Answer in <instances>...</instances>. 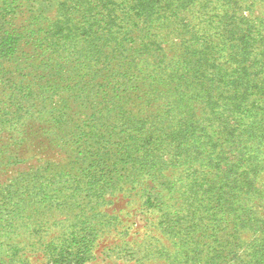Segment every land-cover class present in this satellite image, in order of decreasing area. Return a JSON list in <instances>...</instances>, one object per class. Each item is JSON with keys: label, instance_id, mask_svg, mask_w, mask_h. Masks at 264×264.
I'll return each instance as SVG.
<instances>
[{"label": "rangeland", "instance_id": "rangeland-1", "mask_svg": "<svg viewBox=\"0 0 264 264\" xmlns=\"http://www.w3.org/2000/svg\"><path fill=\"white\" fill-rule=\"evenodd\" d=\"M0 264H264V0H0Z\"/></svg>", "mask_w": 264, "mask_h": 264}, {"label": "trees", "instance_id": "trees-1", "mask_svg": "<svg viewBox=\"0 0 264 264\" xmlns=\"http://www.w3.org/2000/svg\"><path fill=\"white\" fill-rule=\"evenodd\" d=\"M85 19H88V18L85 17Z\"/></svg>", "mask_w": 264, "mask_h": 264}]
</instances>
